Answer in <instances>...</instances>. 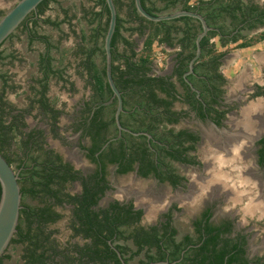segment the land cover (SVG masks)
Returning a JSON list of instances; mask_svg holds the SVG:
<instances>
[{
  "label": "trees",
  "instance_id": "obj_1",
  "mask_svg": "<svg viewBox=\"0 0 264 264\" xmlns=\"http://www.w3.org/2000/svg\"><path fill=\"white\" fill-rule=\"evenodd\" d=\"M161 1L164 7L159 9L147 7L146 0H141V3L150 14H153V12L160 14L171 9H177L178 5L182 10L192 8L188 6L190 0ZM95 2V6L99 10L96 12L94 9L83 10L82 17L83 19L89 17L87 23L90 25L98 22L97 27L91 29L90 37L91 42L96 47L98 36L100 35L99 37L104 39L106 34L109 11L104 0H95ZM50 3H54V0H44L37 7V13L30 14L17 29L22 30L29 44L39 40L45 46L38 76L32 80L33 86L30 87L29 92L31 95L28 98V107L23 110L27 113L32 111L36 105L42 106V108L48 107L46 103L48 100L45 99V95L51 73L48 64L50 62L48 55L51 45L48 36L40 35L37 32L39 24L59 28L62 24L67 23L72 33H76L74 25L71 24L76 16L69 15L68 11H64L65 18L60 22L42 18ZM114 4L117 10V22L111 40L112 78L121 93L123 109L127 112L126 116L133 120V126L147 129L160 141L166 137L172 138L170 141H176L180 146L186 142L187 135L185 132L181 131L174 134L171 130L166 131L163 129L168 123L178 121L177 118H172L175 113L171 112V102H168L165 98V96L173 97L177 93L172 83L166 85L165 78L150 74L152 70L150 51L155 41L171 45L175 39L171 37V34L182 32L183 37L180 42H189L192 47V53L183 58L188 63L193 57L194 41L199 33L200 26L196 24L197 21L188 17L170 22H149L136 13L133 0H114ZM196 6L199 8V12L204 15L207 24L218 28L225 35L230 34L241 25H247L249 29H255L264 24V7L260 8L251 1L198 0ZM120 8L126 9L129 21L123 22L119 17L118 10ZM3 15L4 13L0 11V18ZM125 23H135L137 26L126 28L124 27ZM178 23L181 26H177ZM144 30L150 33L145 41L144 51L138 55L134 51V44L129 39L124 38L122 32L131 33L135 31L141 36ZM214 35L216 34L213 32L201 41L202 54L198 61L204 63L210 61L218 65V59L221 55L212 56L208 60V56L212 55L209 39ZM11 37L12 35L9 38ZM238 39L241 38L234 37L231 42L234 43ZM84 42L86 40L81 37L74 56L78 60L77 66L80 72L91 79L88 83L92 85L93 96H91V101L86 104L85 111H90L93 105L96 107V114L90 120L86 130L88 135H91L92 142L89 157L92 158L93 162H96L97 159L93 157L94 154L100 152L106 142L112 138L110 131H107V129L116 126L114 122L116 100L109 102L112 93L106 81L105 59L103 58L104 67L102 70H97L94 67L92 57L100 47L92 50L86 48ZM226 43L228 42L223 40L222 45ZM251 44V42L243 43L240 47H250ZM100 51L104 57L103 45ZM201 66L199 70L204 73L208 80L210 78L220 79V76L215 74L216 70L203 69ZM186 71L187 69L183 68L175 71L180 81H182V75ZM189 78L191 77L189 76ZM17 88L6 73H0V154L10 165L17 162V160L8 159L5 155L12 144L17 143L19 147L28 149V144L33 139L32 134H28L26 140L21 136L23 134L20 129L25 126L21 113L11 114L13 111H17V107L8 101L7 96L10 92L14 93ZM97 113L104 114L103 124L98 122ZM121 124L123 123L121 122ZM17 139L18 142H16ZM126 140L130 142L129 139ZM41 143V141L40 143L35 142L28 149L29 159L25 164L26 169L23 170L26 178L18 182L22 195V209L19 213L17 231L10 245L21 247V264H122L117 253L121 255L125 264H129L130 261L140 255L143 259L138 260L137 264L153 262H167L168 264H262L258 258L248 260L238 242L230 238H221L219 230L208 225L204 227L203 233L199 229L198 242L202 243L200 246H195L197 244L195 242L191 244L176 241L175 229L163 228L162 233H160L156 226L147 229L139 226L141 212L138 211L137 216H134L131 211L132 205H119V203L114 202L105 208L95 209L106 190L105 184H102L103 181L100 182L95 176L89 178L80 176L79 172L73 171L69 164L63 163L60 156L54 154L53 151H44L42 146H37ZM261 143L263 147L260 155L261 160H263L264 138ZM147 151L144 139L142 142H130L126 146L124 141L119 139L110 142L99 156L107 159L110 163L120 164V166L122 163H126L128 167L124 171H128L131 169L130 165L133 161L138 159H141L142 162L146 161L144 155ZM19 166L17 164V167ZM145 168L147 167L143 164L141 170ZM74 181L81 182V192L79 194H70L67 190L68 186ZM27 197L38 201V205L29 206L24 204V199ZM67 205L72 207L68 224V229L72 231L70 237L79 236L84 242L64 247L60 246L58 241L52 237L57 231H49L48 228L64 218V215L58 213L56 208ZM213 232L215 233L214 236H212ZM129 239H132V245H126L125 242ZM188 239L186 237L185 241ZM119 240H123V244H115V241ZM4 257L6 256L0 259V264Z\"/></svg>",
  "mask_w": 264,
  "mask_h": 264
},
{
  "label": "flooded vegetation",
  "instance_id": "obj_2",
  "mask_svg": "<svg viewBox=\"0 0 264 264\" xmlns=\"http://www.w3.org/2000/svg\"><path fill=\"white\" fill-rule=\"evenodd\" d=\"M4 1L17 2L18 0H0V2ZM244 1L256 3L260 8L264 7L263 4L255 0ZM189 3L188 5H190ZM196 5L197 3L191 5L192 8L186 11L196 12L205 19ZM178 10H182V8ZM36 13L37 10L32 14ZM153 14L158 13L153 12ZM125 15L127 17V13H125ZM44 16L42 17L43 19ZM205 22L207 24L206 20ZM196 24L200 26L198 21ZM179 26H181V24ZM207 26L210 30L207 32L206 36H210L213 32L216 34L209 39V47L212 48V55L208 56V60L212 56L221 55L218 59V65L210 61L205 63L198 61L202 54L200 42V56L193 64L192 73L185 77L189 72V63L195 56L196 45L194 41L195 49L193 51V57L186 63V60L184 61L183 58L192 53V47L191 44L189 45V42H180L183 37L182 32L171 34V37L175 38L171 45L168 43L161 44L155 41L163 46L166 52L167 50H173L172 53L167 56L166 60L164 59L163 67L160 61L158 65L161 67L157 68V63L150 58L152 62L150 74L165 78L166 85L172 83L177 93L173 97L165 96V98L168 102H171L170 110L175 113L172 118H177L178 121L176 123H168L163 129L166 131L171 130L174 134L184 131L187 135V138L186 135L184 136L186 142L180 146L176 141H170L172 138L166 137L160 141L153 136L152 133H149L147 129L133 126L134 122L126 116L127 112L124 111L122 102V112L119 117L122 130H119L117 126L107 129V131H110L112 138L106 142L100 152L94 154L93 157L96 158L97 161L93 162L92 158L89 157L90 148L92 147L91 135H88L86 129H88L90 120L96 114V107L92 105L90 111H85L87 108L86 104L91 101V96H93L92 85L88 83L91 79H89L86 74H84V78H82L81 72H76L77 75L81 77L80 79L83 82L84 90L88 92V95L75 105L74 111L71 112L67 110V97H71V94L76 92L75 83L66 75L65 66L60 68L58 60L56 61L51 56V52L56 50L57 44L52 45L50 38L48 40L51 45L48 55L50 58L48 64L51 70L49 82L51 81L54 85H57L60 92L62 91L64 94V99L58 104H56L55 101L52 102V100L49 99V91L47 90L45 95V99L48 100V102H46L48 104L47 108L36 105L32 111H29L30 113H27L23 111L27 108L20 109L17 107V111H13L11 114L21 113L23 117L25 126L20 129L23 134L21 136L24 137L23 139L26 140L28 134L33 135L32 141L28 144V149L35 142L40 143L41 141L42 143L39 145L37 144V146H42L44 151H53L54 154L60 156L63 163L69 164L73 168V171L79 172L80 176L84 178L95 176L100 182L103 181L102 184H105L106 190L99 199L95 209L105 208L114 202L119 203V205H132L131 211L134 216H137L138 211L141 212L138 222L139 226L144 227V229L156 226L160 230V233H162L163 228L176 230L173 224L174 220H177L179 214L185 213L188 215L187 211L192 207L194 210L188 215L190 232L180 234L178 230H176V241H184L185 243L191 244L195 242L197 243L195 246H200L202 242H198L199 229H201L203 233L204 227L208 225L218 229L221 238H230L238 242L244 251V256L248 260L258 258L261 260L260 262L264 264V252L257 254L252 244L254 235H256L255 228L259 227L264 230V198L261 199L263 202H260V206L251 209V205L259 202L257 201L256 203V201L252 202L249 199H247L248 201L242 199L247 196L246 191L241 189L242 185H238V188H240L239 190L236 188L237 185H234V189H236L238 193H241L239 197H235L237 195L236 191L233 190L231 192L230 188H232V186L228 184L231 181L240 183L257 182V185L261 184L263 186H261V190L264 195V159L261 160L260 155V151L263 147L261 140L264 138V116H260V119L257 118L258 114H253L254 110L249 107V105H254L264 97V70H262V68L260 69L262 74L260 80H253L252 82L247 81L244 82V85L236 81L233 83L231 78L224 74L223 70L225 62H227L228 53H217L214 46L215 39H217L221 47L236 45L238 42L242 41L243 38L241 37V33L244 30L250 32L262 30L264 29V24L259 25L255 29H249L247 25H241L228 35L221 33V31L214 26H209L208 24ZM50 27L53 30L59 29L54 26ZM198 31L199 33L201 32V26ZM148 35L149 33L147 30H144L143 35H141L143 43L138 49L135 46L134 51L138 55L144 51L145 41ZM234 37H240L241 39L233 43L231 40ZM126 38L129 39L128 37ZM223 40H226L228 43L222 45ZM36 42L43 45L39 40ZM43 47L45 51V46L43 45ZM95 48L97 49L98 47L96 46ZM95 48L91 49L95 50ZM100 50H102V47L94 52L92 59L97 54L103 56ZM41 57L42 54H38L37 72L41 67ZM200 66L203 69L216 70L215 74L220 76V79L210 78L208 80L204 73L199 70ZM180 68L187 69L182 75V81H180L175 74V71ZM76 69L80 70L78 66ZM189 76L191 78H189ZM232 86L238 91L237 96L234 98L231 94ZM112 100L114 99L111 97L109 102H112ZM103 115V113H97V120L102 124L104 122ZM249 116L251 117L250 120ZM63 118H66L65 120L68 122L66 121L65 124H62ZM188 118L192 120L191 127L175 129L180 122H186ZM9 119L10 117L8 120ZM121 122L123 124H121ZM247 124L249 131L246 128ZM248 136L252 138H250V140L245 139ZM119 139L124 141L125 146L134 141L142 142L144 139L148 150L144 155L146 161L142 162L141 159L135 160L130 165L131 169L124 171L126 167H128L126 163H122L120 166V164L110 163L107 159L99 156L110 142H115ZM126 139H129L130 142H127ZM16 142H18V139ZM50 142H53V144ZM37 146L35 147L37 148ZM61 146H63L65 152H60V150H58L62 148ZM235 148H239L237 153L231 155L230 158L227 156L225 158L223 157L226 155L225 151L228 152V150ZM28 149L19 147V144L13 143L9 151L5 153L8 159L17 160L16 166L17 164L20 165L17 167L16 171L19 177L18 182L26 178L23 170L26 169L25 164L29 159ZM103 154L107 155L105 153ZM82 160L86 163L83 164ZM247 161L250 162L249 165L244 164ZM143 164L149 169L146 170L147 168H145L141 170ZM129 176H133V179L137 181H152L155 183V186L150 187L149 192L151 193L142 196V199L139 201L136 200L139 197V192L132 193L129 191L126 192L122 200L107 199L105 202L106 204L102 205V200L105 199L107 194L113 191L115 181ZM216 180L222 183H217L215 182ZM224 181L227 184L223 185ZM72 185L78 186L79 190L74 194H79L81 192V182H72L67 188L68 192L69 187ZM255 187L258 189V186ZM174 193H178V195L174 196ZM152 196H155L153 198H156L157 201H153L151 205L149 202ZM65 207L70 208L71 214V206L67 205L58 208ZM185 208H187L186 211ZM245 212H247V214H244ZM150 216H155L154 223L149 224L148 218ZM54 225H56V223L50 225L48 230L52 231L51 228ZM53 231H57L52 237L58 241L60 246L66 247L68 245L82 244L84 242L79 236L71 238L72 231L69 229L67 240L64 242L59 241L57 237L59 230ZM214 235L215 233L213 232L212 236ZM186 237L189 239L185 241ZM260 239V241H262V246V244L264 245V240L262 237ZM125 243L126 245H132L133 241L129 239ZM115 244H123V240L115 241ZM258 248L263 249L264 247ZM138 257L140 258L138 260L143 259L141 255Z\"/></svg>",
  "mask_w": 264,
  "mask_h": 264
},
{
  "label": "rangeland",
  "instance_id": "obj_3",
  "mask_svg": "<svg viewBox=\"0 0 264 264\" xmlns=\"http://www.w3.org/2000/svg\"><path fill=\"white\" fill-rule=\"evenodd\" d=\"M256 2L264 5V0H255ZM198 2V0H190V5H194ZM16 1H4L0 2V10L6 13L8 10H10L14 5ZM95 0H54V3H50L49 8L47 12L45 13L44 18H49L52 21L60 22L62 21L64 16V11H68L69 15H75L76 18L72 20V23L74 25V30L80 38L86 40L85 46L86 48H95V45L91 42V29L96 28L98 25V22H94L91 25L87 23V20H89V17L86 19H83L82 14L83 10H91L94 9V11H98L99 8L95 6ZM163 3H156V7H161ZM179 8V5L177 9L175 10H169L167 12L163 13H171L174 11H177ZM120 14L123 18H126V15L124 16V11L122 8L119 9ZM127 21V20H126ZM130 23H125V27H129ZM180 24L178 23L177 26ZM40 35H46L50 38L51 44H57L56 50H53L51 52V56L56 61L59 62V67L63 68L65 66L66 68V75L71 78V81L75 83V90L76 92L71 94V97H67L68 101V108L69 111H74L75 105L79 103L81 100L87 97L88 92L84 90L83 82L81 81V77L84 78L83 74L80 77L77 75V71L80 72V70L77 68L78 60L74 56V53L76 51L77 44L79 43V37H75L72 33V30L67 25V23L62 24L58 30H53L49 25H42L39 24L38 31ZM150 33V32H148ZM128 38L130 37L129 34H126V32L123 33ZM100 36V35H99ZM97 38V47H102L103 45V38L99 37ZM241 37L243 38L242 41L238 42L236 45H228L226 47H221L219 45V42L217 39L214 40V46L215 51L217 53H228L227 56V62H225V65L223 67L224 74L231 78L232 82H240L241 84L244 82H252L253 80H260L262 74H261V68L264 70V29L262 30H256L254 32H250L247 30H244L241 33ZM135 42V46L138 49L141 44L143 43V38L141 36L137 38V41ZM251 42V46L248 48H241L243 43H249ZM238 45V46H237ZM44 51V47L41 44H38L36 41L32 44L28 43L27 37L24 33H22V30H17L12 34V37L7 39L4 44L0 48L1 57H0V73H6L10 78L11 81L15 86L18 88L15 90L14 93H10L7 96L8 101L13 103L16 107L20 109L27 108L28 104V98L30 97V87L33 86L32 80L36 79L38 76L37 72V58L38 54L40 55ZM173 50H167V52L164 50V47L161 46L159 43L154 42L151 51H150V58L153 59L157 63V68L163 67L164 59L166 60L167 56H169L172 53ZM141 54V53H140ZM161 61V66L158 65V62ZM94 67L97 70H102L104 67V59L103 56L100 54H97L93 58ZM48 91H49V99L55 101L56 104L60 103L64 99V94L62 91L57 88V85H54L51 81L48 83ZM232 97H236L238 94V91L235 89V87L232 86L231 91ZM254 110L253 114H258L259 118L260 116H264V97L257 101L254 105H249ZM181 108V107H180ZM179 108V109H180ZM249 108V109H251ZM252 110V111H253ZM249 116V120H250ZM66 118L62 119V124H65L67 120ZM260 119V118H259ZM68 122V121H67ZM254 123V122H253ZM249 124V123H248ZM248 124L246 125L247 130L249 131ZM192 126V120L190 118L187 119L186 122H180L178 126L175 128L181 129L186 127ZM252 137H246L245 139L250 140ZM246 141V140H245ZM53 144V142H50ZM56 143V142H55ZM62 148L58 149L60 152H65L63 146ZM207 154V153H206ZM82 163L85 164L86 162L82 160ZM245 165H249L250 162L247 161L244 163ZM88 166V165H85ZM12 169L16 172L17 166L16 163H13L11 165ZM257 183V182H256ZM230 184L232 187H235L234 185H237L236 188H238V185L243 186L246 191V197H243L245 201L254 202L257 201L256 198L263 199L264 197L259 198V194L263 195L262 190L256 189L255 183L250 182H235L231 181ZM114 189L111 193L107 194L104 200H102L101 204L105 205L107 199H117L122 200L123 196L126 195V192H132L136 193L139 192V197L136 199L139 201L142 199V196L149 195V189L150 187H154L155 183L152 181H137L133 179V176H129L126 178H120L115 181ZM239 189V188H238ZM78 186L72 185L69 187V192L74 194L78 192ZM257 190V191H256ZM151 191V190H150ZM250 193V194H249ZM174 196L178 195V193H174ZM253 195V196H252ZM257 195V196H256ZM155 196H152L151 201L149 204L152 205L153 201H157L156 198H153ZM187 197V196H186ZM252 199V200H251ZM24 204L29 206H37L38 201L32 200L31 198L27 197L24 199ZM230 206V205H229ZM252 209V208H251ZM56 210L64 215V218L56 223L51 230H59V234L57 235L58 240L64 242L67 240V237L69 235L68 231V224H69V215H70V208H56ZM187 208H185V211ZM194 209H191L188 212V215L191 214V212ZM243 214V213H242ZM244 214H247L245 212ZM185 213L179 214L177 216V220L175 219L173 224L178 230L180 234L182 233H189V216ZM149 216V215H148ZM248 219V218H247ZM155 216L149 217L148 222L154 223ZM250 221V219H249ZM147 222V221H146ZM255 223V221H254ZM255 233L253 238V247L256 249L257 254H260L264 252L263 249H259L258 247H264V245L260 241L261 237L264 240V230L262 228H255ZM4 257L2 259L1 264H21V247L19 245H9L6 252L4 253ZM140 259L135 258L132 261H130L129 264H136L137 260Z\"/></svg>",
  "mask_w": 264,
  "mask_h": 264
},
{
  "label": "water",
  "instance_id": "obj_4",
  "mask_svg": "<svg viewBox=\"0 0 264 264\" xmlns=\"http://www.w3.org/2000/svg\"><path fill=\"white\" fill-rule=\"evenodd\" d=\"M44 0H18L15 5L0 18V46L18 29L24 20L32 13H35L37 7ZM109 11V23L106 34L103 39V50L105 59V76L107 84L112 93V99L116 100V110L114 121L119 130L122 127L119 117L122 112V97L112 78V53L111 40L115 32L117 22V10L114 0H104ZM136 13L145 20L153 23L170 22L182 17L194 19L200 23L201 32L198 34L195 45L196 53L189 63V72L185 77L192 73L193 64L200 56V42L206 36L210 28L207 26L205 19L196 12L186 10H177L171 13L150 14L142 6L141 0H133ZM18 173L15 172L11 165L0 154V259L4 256L10 245L14 234L17 231L19 213L22 209L20 186L18 183ZM122 264H125L121 255L117 253ZM150 264H168L167 262H157Z\"/></svg>",
  "mask_w": 264,
  "mask_h": 264
},
{
  "label": "crops",
  "instance_id": "obj_5",
  "mask_svg": "<svg viewBox=\"0 0 264 264\" xmlns=\"http://www.w3.org/2000/svg\"><path fill=\"white\" fill-rule=\"evenodd\" d=\"M156 3H163L161 0H146V6L147 7H149V8H157V9H159V8H163L164 7V5H162L161 7H156ZM123 11H124V16H125V13H127V11H126V9L125 8H123ZM121 12H120V10H118V14H119V17L123 20V22H125L126 20H128V19H125V18H123L122 17V15L120 14ZM127 18V17H126ZM129 21V20H128ZM137 26V24H135V23H130L129 24V27H126V28H134V27H136ZM124 27H125V24H124ZM124 32H126V31H123L122 32V36L124 37V38H126L127 36H125L123 33ZM75 34H77V33H75ZM74 34V36L75 37H79L78 35H75ZM126 34H129V40H130V42H132L133 44H134V46H135V42L134 41H137V38H139L140 37V35L137 33V32H135V31H133V32H131V33H129V32H126ZM79 39H80V37H79ZM42 55L44 54V51L41 53Z\"/></svg>",
  "mask_w": 264,
  "mask_h": 264
},
{
  "label": "bare ground",
  "instance_id": "obj_6",
  "mask_svg": "<svg viewBox=\"0 0 264 264\" xmlns=\"http://www.w3.org/2000/svg\"><path fill=\"white\" fill-rule=\"evenodd\" d=\"M242 143H243V142H242ZM238 150H239V148H238V149H236V148H235V149H230V150H228V152L225 151V154H226V155L223 156V157L225 158V157L227 156L228 158H230L231 155H234V153H237ZM214 155H215V154H214ZM223 157H222V158H223ZM219 160H220V159H219ZM222 163H223V162H222ZM225 164H226V163H225ZM230 164H231V163H230ZM226 165H227V164H226ZM222 168H223V167H222ZM230 168H231V167H230ZM223 170H224V169H223ZM232 172H233V171H232ZM229 174H230V173H229ZM237 179H238V178H237ZM221 180H222V179H221ZM213 182H214V181H213ZM215 182H217V183H222V182H219V181H217V180H216ZM204 183H205V182H204ZM204 183H203V184H204ZM210 184H211V182H210ZM224 184H227V183L224 181V182H223V185H224ZM255 184H256V183H255ZM208 185H209V184H208ZM241 185H242V184H241ZM256 186H258V189H259V191H260L262 185H261V184H260V185H257V184H256ZM200 187H201V186H200ZM262 187H263V186H262ZM212 188H213V187H212ZM241 188H243V186H242ZM208 189H210V188H208ZM215 189H216V188H215ZM237 189H238V188H237ZM239 189H240V188H239ZM239 189H238V190H239ZM244 189H245V187H244ZM244 189H243V190H244ZM230 190H231V192H232L233 190L236 191V189H234V187L230 188ZM256 191H257V190H256ZM213 192H214V191H213ZM239 192H240V191H239ZM236 193H237V195H236L235 197H239L240 194H241V193H238L237 191H236ZM227 194H228V193H227ZM249 194H250V193H249ZM228 195H229V194H228ZM252 196H253V195H252ZM256 196H257V195H256ZM261 197H264V195L259 194V198H261ZM240 198H241V197H240ZM234 199H235V198H234ZM242 199H243V198H242ZM256 200H257L259 203H257V201H256L257 204L251 205V206H252V207H251L252 209H253L254 207L257 208L258 206H260V202H263V201H261V199L258 200V198H256Z\"/></svg>",
  "mask_w": 264,
  "mask_h": 264
}]
</instances>
